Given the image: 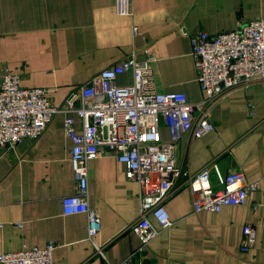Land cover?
I'll list each match as a JSON object with an SVG mask.
<instances>
[{"label": "crops", "instance_id": "0c3cea01", "mask_svg": "<svg viewBox=\"0 0 264 264\" xmlns=\"http://www.w3.org/2000/svg\"><path fill=\"white\" fill-rule=\"evenodd\" d=\"M115 4L0 0V82L10 69L23 88L43 87L49 100L60 104L104 68L131 54L141 62L151 50L157 92H182L195 104L202 92L189 35L200 30L213 35L241 20L264 18V0H129L130 16L118 15ZM131 81L129 73L117 78L118 85ZM64 116L57 114L37 139L25 138L12 151L0 149V254L54 242L53 264H107L129 256L135 264H264V82L221 99L209 113L215 130L200 138L185 133L174 150L180 175L173 187L206 165L212 185L242 171L258 183L244 205L196 214L185 185L166 203L172 225L142 247L129 227L139 217L137 183L127 179L125 165L111 151L88 162V204L100 218L95 242L105 258L86 239V215L62 214V197L76 187ZM75 125L80 127L77 117ZM160 132L169 142L167 128ZM246 223L256 239L241 252Z\"/></svg>", "mask_w": 264, "mask_h": 264}, {"label": "built area", "instance_id": "2783aa9c", "mask_svg": "<svg viewBox=\"0 0 264 264\" xmlns=\"http://www.w3.org/2000/svg\"><path fill=\"white\" fill-rule=\"evenodd\" d=\"M118 15L130 16L129 0H116ZM133 27V35L138 34ZM196 81L202 99L195 104L182 92L159 93L155 89L151 50L144 60L133 54L104 68L71 90L60 104L52 103L43 87H24L19 74L5 68L0 82V149L12 151L25 138L37 139L57 114H64L63 129L70 140V164L75 192L62 197V214L83 213L87 237L94 252L105 258L95 242L101 230L98 213L88 204V162L111 151L126 167V177L138 186L139 217L129 226L145 247L162 229L172 225L167 201L181 187L189 189L194 213L219 211L223 206L244 205L250 191L258 188L242 171H233L221 184L210 182L211 165L188 173L184 185L173 187L180 175L174 150L185 133L200 138L214 131L209 113L216 103L238 88L264 82V18L241 20L228 31L209 35L200 30L189 35ZM129 73L132 81L118 85ZM75 117L80 127L75 125ZM161 127L170 141L163 142ZM256 207V204L253 205ZM151 218L156 224H153ZM256 239L252 225L242 228L240 251L247 252ZM56 243L0 254V264H53ZM135 264L131 256L120 262Z\"/></svg>", "mask_w": 264, "mask_h": 264}]
</instances>
